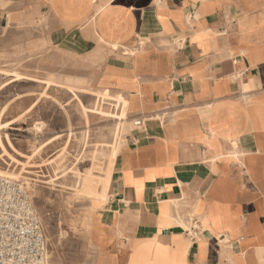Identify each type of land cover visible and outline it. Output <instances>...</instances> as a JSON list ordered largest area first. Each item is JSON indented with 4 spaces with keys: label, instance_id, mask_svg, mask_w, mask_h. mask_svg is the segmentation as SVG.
<instances>
[{
    "label": "crops",
    "instance_id": "0c3cea01",
    "mask_svg": "<svg viewBox=\"0 0 264 264\" xmlns=\"http://www.w3.org/2000/svg\"><path fill=\"white\" fill-rule=\"evenodd\" d=\"M15 29L94 59L95 101L142 121L92 215L93 264H264V0H0V44Z\"/></svg>",
    "mask_w": 264,
    "mask_h": 264
},
{
    "label": "rangeland",
    "instance_id": "374dc122",
    "mask_svg": "<svg viewBox=\"0 0 264 264\" xmlns=\"http://www.w3.org/2000/svg\"><path fill=\"white\" fill-rule=\"evenodd\" d=\"M94 63L30 29L10 30L0 44V176L30 197L47 241L44 264H93L88 228L108 196L115 120L129 119L121 141L137 126L123 97L103 90L95 101Z\"/></svg>",
    "mask_w": 264,
    "mask_h": 264
},
{
    "label": "built area",
    "instance_id": "2783aa9c",
    "mask_svg": "<svg viewBox=\"0 0 264 264\" xmlns=\"http://www.w3.org/2000/svg\"><path fill=\"white\" fill-rule=\"evenodd\" d=\"M141 122L136 119L135 125ZM193 229L196 220L188 232ZM46 253L47 241L30 197L18 182L0 177V264H40Z\"/></svg>",
    "mask_w": 264,
    "mask_h": 264
},
{
    "label": "bare ground",
    "instance_id": "6f19581e",
    "mask_svg": "<svg viewBox=\"0 0 264 264\" xmlns=\"http://www.w3.org/2000/svg\"><path fill=\"white\" fill-rule=\"evenodd\" d=\"M105 42V41H104ZM113 45V44H112ZM109 95V93L107 94ZM107 111L108 110H104V112L102 113V116L106 115L107 114ZM131 125V123H130ZM133 125H135V122H133ZM125 127H129V123H125V124H115L114 128H113V143L111 144V147H110V150H109V153H108V157H114L116 155V153L118 152L119 150V146L120 144L123 142L121 141V137H120V134L121 132L123 131V129ZM132 127V126H131ZM130 127V128H131ZM129 128V129H130ZM127 131V130H126ZM130 132V131H129ZM125 133V132H124ZM128 133V132H127ZM112 135V134H111ZM107 146V145H105ZM104 146V147H105ZM34 149V148H33ZM107 149V147H106ZM34 153V152H33ZM38 155V154H37ZM103 156V155H102ZM34 157V156H33ZM38 157V156H37ZM0 177H4V176H0ZM25 177V176H24ZM6 178V177H5ZM108 181L110 180V178H107ZM26 180V179H25ZM29 182V181H28ZM24 183V182H23ZM50 183V182H49ZM29 185V184H28ZM31 185V183H30ZM31 189V188H30ZM28 190V189H27ZM38 195V194H37ZM108 210V209H107ZM112 211V210H111ZM53 253V252H52ZM44 262L40 263V264H44Z\"/></svg>",
    "mask_w": 264,
    "mask_h": 264
}]
</instances>
